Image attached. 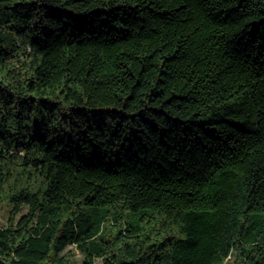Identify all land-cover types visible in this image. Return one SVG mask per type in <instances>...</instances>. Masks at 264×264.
<instances>
[{
	"label": "trees",
	"instance_id": "16d2710c",
	"mask_svg": "<svg viewBox=\"0 0 264 264\" xmlns=\"http://www.w3.org/2000/svg\"><path fill=\"white\" fill-rule=\"evenodd\" d=\"M4 203L0 264H264V0H0Z\"/></svg>",
	"mask_w": 264,
	"mask_h": 264
},
{
	"label": "rangeland",
	"instance_id": "374dc122",
	"mask_svg": "<svg viewBox=\"0 0 264 264\" xmlns=\"http://www.w3.org/2000/svg\"><path fill=\"white\" fill-rule=\"evenodd\" d=\"M11 208L6 203L0 205V226H5L9 222ZM28 208H24L20 213V216L27 213ZM68 249L74 253L73 264H83L84 256L82 252L77 248L76 245H70ZM96 264H102L101 259L96 260Z\"/></svg>",
	"mask_w": 264,
	"mask_h": 264
}]
</instances>
